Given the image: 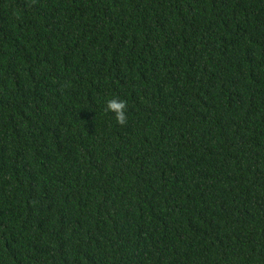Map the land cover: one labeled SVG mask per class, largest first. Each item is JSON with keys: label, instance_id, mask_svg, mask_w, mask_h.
<instances>
[{"label": "trees", "instance_id": "16d2710c", "mask_svg": "<svg viewBox=\"0 0 264 264\" xmlns=\"http://www.w3.org/2000/svg\"><path fill=\"white\" fill-rule=\"evenodd\" d=\"M0 264H264V0H0Z\"/></svg>", "mask_w": 264, "mask_h": 264}, {"label": "clouds", "instance_id": "9594fccd", "mask_svg": "<svg viewBox=\"0 0 264 264\" xmlns=\"http://www.w3.org/2000/svg\"><path fill=\"white\" fill-rule=\"evenodd\" d=\"M127 103L120 98H112L107 101V110L115 114L116 121L124 125L127 121Z\"/></svg>", "mask_w": 264, "mask_h": 264}]
</instances>
